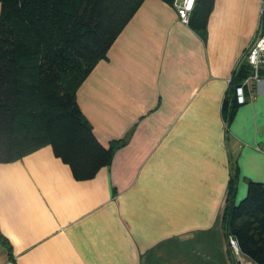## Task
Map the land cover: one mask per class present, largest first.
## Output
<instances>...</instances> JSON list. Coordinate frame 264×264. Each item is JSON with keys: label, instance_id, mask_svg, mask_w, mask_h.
I'll list each match as a JSON object with an SVG mask.
<instances>
[{"label": "crops", "instance_id": "crops-1", "mask_svg": "<svg viewBox=\"0 0 264 264\" xmlns=\"http://www.w3.org/2000/svg\"><path fill=\"white\" fill-rule=\"evenodd\" d=\"M260 6L214 0L201 35L143 0L76 91L96 139L122 143L87 179L50 144L0 162V264H238L221 220L264 182V66L228 121L222 105Z\"/></svg>", "mask_w": 264, "mask_h": 264}, {"label": "trees", "instance_id": "trees-1", "mask_svg": "<svg viewBox=\"0 0 264 264\" xmlns=\"http://www.w3.org/2000/svg\"><path fill=\"white\" fill-rule=\"evenodd\" d=\"M142 2L0 0V162L50 144L77 179L91 178L110 163L122 141L105 147L96 139L76 91ZM213 3L194 1L188 24L201 35ZM242 60L223 100L227 121L239 104L235 88L251 71ZM226 202L223 232L236 237L244 258L264 264V182H249L238 203L230 191ZM0 241L8 245L1 232Z\"/></svg>", "mask_w": 264, "mask_h": 264}, {"label": "built area", "instance_id": "built-area-1", "mask_svg": "<svg viewBox=\"0 0 264 264\" xmlns=\"http://www.w3.org/2000/svg\"><path fill=\"white\" fill-rule=\"evenodd\" d=\"M173 1L180 19L183 22L188 23L189 16L193 9L195 0H193L191 8L187 7V0ZM260 13H264V0H261ZM242 59H244L250 65L251 71L250 74L244 79V81L235 88V98L237 103L239 104L244 103L246 101L245 87L249 86L252 81H258L261 78L260 71L262 69V66H264V25H262L261 22L258 26L257 32L255 33L250 44L244 51L240 60ZM228 240L235 254L236 263L243 264V255L240 251L238 240L232 235L228 236Z\"/></svg>", "mask_w": 264, "mask_h": 264}, {"label": "rangeland", "instance_id": "rangeland-1", "mask_svg": "<svg viewBox=\"0 0 264 264\" xmlns=\"http://www.w3.org/2000/svg\"><path fill=\"white\" fill-rule=\"evenodd\" d=\"M244 62H245L244 60L241 61V63H244ZM228 204H230V203L229 202H226V205H228ZM243 260L246 261L247 259L243 257ZM247 261H249L250 264H253L254 263V262H252L250 260H247Z\"/></svg>", "mask_w": 264, "mask_h": 264}, {"label": "snow or ice", "instance_id": "snow-or-ice-1", "mask_svg": "<svg viewBox=\"0 0 264 264\" xmlns=\"http://www.w3.org/2000/svg\"><path fill=\"white\" fill-rule=\"evenodd\" d=\"M193 0H187V7L191 8Z\"/></svg>", "mask_w": 264, "mask_h": 264}]
</instances>
